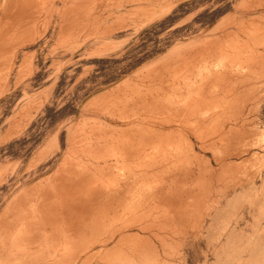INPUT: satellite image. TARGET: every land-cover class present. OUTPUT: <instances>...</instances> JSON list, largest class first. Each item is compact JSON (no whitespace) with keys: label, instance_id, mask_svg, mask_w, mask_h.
<instances>
[{"label":"rangeland","instance_id":"rangeland-1","mask_svg":"<svg viewBox=\"0 0 264 264\" xmlns=\"http://www.w3.org/2000/svg\"><path fill=\"white\" fill-rule=\"evenodd\" d=\"M0 22V264H264V0H0Z\"/></svg>","mask_w":264,"mask_h":264},{"label":"bare ground","instance_id":"bare-ground-1","mask_svg":"<svg viewBox=\"0 0 264 264\" xmlns=\"http://www.w3.org/2000/svg\"><path fill=\"white\" fill-rule=\"evenodd\" d=\"M29 2H30V1H29ZM96 2H97V1H96ZM120 2H122V1H120ZM133 3H134V2H133ZM26 5H27V4H26ZM29 6H30V5H29ZM96 6H97V5H96ZM8 7H9V6H8ZM34 7H35V6H34ZM36 7H37V6H36ZM25 8H27V7H25ZM257 8H258V7H257ZM22 9H23V8H22ZM53 9H54V8H53ZM23 10H24V9H23ZM23 10H22V11H23ZM92 10H94L96 13H100V12H101V6H98V8H94V9H92ZM17 11H18V10H17ZM57 11H58V10H57ZM169 12H170V11H169ZM20 13H21V12H20ZM20 13H19V14H20ZM51 13H52V11H51ZM143 13H144V12H143ZM13 14H14V13H13ZM15 14H17V13H15ZM15 14H14V15H15ZM24 14H25V13H24ZM53 14H54V12H53ZM123 14H124V13H123ZM134 14H135V13H134ZM86 15H87V14H86ZM11 17H12V16H11ZM41 17H42V16H41ZM88 17H89V15H88ZM52 18H53V17H52ZM2 19H3V18H2ZM9 19H10V17H9ZM67 19H68V18H67ZM7 20H8V19H7ZM103 20H104V19H103ZM11 21H12V19H11ZM97 21H98V20H97ZM95 22H96V21H95ZM0 23H1V22H0ZM218 24H219V23H218ZM223 24H224V23H223ZM7 25H8V24H7ZM7 25H6L5 27H7ZM10 25H11V24H10ZM13 25H14V24H12V27H13ZM20 25H21V24H20ZM23 25H24V24H23ZM21 26H22V25H21ZM47 26H48V25H47ZM79 26H81V25H79ZM240 26H241V25H240ZM3 27H4V25H3ZM8 28H9V27H8ZM2 30H3V28H2ZM9 30H10V29H9ZM4 31H5V29H4ZM47 31H48V30H47ZM6 32H7V29H6ZM8 32L11 33L12 31H8ZM1 33H2V32H1ZM8 34H9V33H8ZM79 34H80V33H79ZM97 35H98V34H97ZM7 36H8V35H7ZM1 37H2V35H1ZM5 37H6V36H5ZM99 37H100V36H99ZM6 38H7V37H6ZM3 40H4V39H3ZM1 42H2V41H1ZM4 42H5V41H4ZM2 43H3V42H2ZM4 44H5V43H4ZM4 44H3V45H4ZM21 45H22V44H21ZM196 45H197V44H196ZM4 47L6 48L5 45H4ZM1 50H2V49H1ZM1 50H0V52H2ZM6 50H7V49H6ZM6 52H8V51H6ZM13 55H14V54H13ZM13 59H14V58H13ZM7 65H8V64H7ZM148 67H149V66H148ZM29 71H30V70H29ZM217 72H218V71H217ZM215 73H216V72H215ZM217 74H218V73H217ZM0 75H1V74H0ZM29 75H30V74H29ZM184 77H185V76H184ZM221 77H222V76H221ZM5 78H6V77H5ZM4 81H5V79H4ZM191 90H192V89H191ZM0 98H1V97H0ZM162 99H163V98H162ZM145 104H146V103H145ZM182 109H183V108H182ZM180 110H181V109H180ZM188 110H189V109H188ZM185 111H187V110H185ZM182 112H183V111H182ZM159 115H160V114H159ZM161 115H162V114H161ZM179 117H180V116H179ZM206 120H207V119H206ZM195 122H196V121H195ZM123 123H124V122H123ZM132 123H133V122H132ZM157 123H158V122H157ZM162 123H163V122H162ZM76 124H77V123H76ZM125 124H126V123H125ZM141 124H142V123H141ZM210 124H211V123H210ZM126 125H127V124H126ZM163 126H164V125H163ZM223 126H224V125H223ZM168 127H169V126H168ZM216 127H217V126H216ZM194 128H195V127H194ZM143 129H144V128H143ZM131 130H132V129H131ZM216 130H217V129H216ZM114 131H115V130H114ZM145 131H146V130H145ZM202 131H203V130H202ZM134 132H135V131H134ZM169 132H170V131H169ZM130 134H131V133H130ZM130 134H128V135H130ZM213 134H214V133H213ZM56 135H57V134H56ZM70 135H71V134H70ZM84 136H85V135H84ZM147 136H148V135H147ZM155 136H156V135H155ZM172 136H173V135H172ZM83 138H84V137H83ZM88 138H89V137H88ZM130 138H131V137H130ZM162 138H163V137H162ZM94 139H95V138H94ZM147 139H148V138H147ZM184 139H185V138H184ZM105 140H106V139H105ZM144 140H145V139H144ZM95 141H96V140H95ZM179 141H180V140H179ZM131 142H132V141H131ZM135 142H136V141H135ZM146 142H147V141H146ZM125 143L127 144V142H125ZM148 144H149V143H147V146H148ZM160 144H161V143H160ZM179 144H180V143H179ZM133 145H134V144H133ZM168 146H169V145H168ZM186 146H187V145H186ZM59 148H60V147H59ZM95 148H96V147H95ZM113 148H114V147H113ZM156 148H158V147H156ZM110 149H111V148H110ZM167 149H168V148H167ZM97 150H98V149H97ZM113 150H114V149H113ZM203 150H204V149H203ZM75 151H76V150H75ZM77 151H78V150H77ZM95 151H96V150H95ZM102 151H103V150H102ZM165 151H166V150H165ZM184 151H186V150H184ZM85 152H86V151H85ZM98 152H99V150H98ZM124 152H125V151H124ZM133 152H134V151H133ZM138 152H139V151H138ZM162 152H163V151H162ZM190 152H191V151H190ZM244 152H245V151H244ZM100 153H102V152H100ZM105 153H106V152H105ZM144 153H145V152H144ZM155 153H156V152H155ZM90 154H91V153H90ZM178 154H179V153H178ZM185 154H186V153H185ZM79 155H80V154H79ZM130 155H131V154H130ZM146 155H147V153H146ZM150 155H151V154H150ZM150 155H149V156H150ZM152 155H153V154H152ZM156 155H157V154H156ZM167 155H168V154H167ZM84 156H85V155H84ZM123 156H124V154H123ZM153 156H155V155H153ZM159 156H160V155H159ZM88 157H89V156H88ZM105 157H106V155H105ZM131 157H132V156H131ZM182 157H184V156H182ZM153 158H154V157H153ZM101 159H102V158H101ZM129 159H130V158H129ZM192 159H193V158H192ZM87 160H88V159H87ZM127 160H128V159H127ZM136 160H137V159L135 158V161H136ZM156 161H157V160H156ZM177 161H178V160H177ZM96 162H97V161H96ZM147 162H148V160H147ZM94 163H95V162H94ZM98 163H99V162H98ZM106 163H107V162H106ZM125 163H126V162H125ZM148 163H149V162H148ZM152 163H153V162H152ZM96 164H97V163H96ZM100 164H101V163H100ZM80 165H81V164H80ZM88 165H89V164H88ZM92 165H93V164H92ZM113 165H114V164H113ZM126 165H127V164H126ZM106 166H107V165H106ZM108 166H109V165H108ZM198 166H199V165H198ZM93 167H95V166L93 165ZM110 167H111V165H110ZM150 167H151V166H150ZM97 168H98V167H97ZM106 168H107V167H106ZM154 168H155V167H154ZM154 168H152V169H154ZM165 168H166V167H165ZM106 170H107V169H106ZM108 170H109V169H108ZM154 170H155V169H154ZM156 170H157V169H156ZM163 170H164V169H163ZM97 171H98V170H97ZM103 171H105V170H103ZM160 171H161V170H160ZM92 172H93V171H92ZM98 172H99V171H98ZM105 172H106V171H105ZM105 172H104V173H105ZM142 172H143V171H142ZM95 173H97V172H95ZM102 173H103V172H102ZM126 173H127V172H126ZM138 173H139V172H138ZM163 173H164V172H163ZM163 173H162V174H163ZM197 173H198V172H197ZM98 174H99V173H98ZM98 174H97V175H98ZM94 175H95V174H94ZM128 175H129V174H128ZM128 175H127V176H128ZM142 175H143V174H142ZM67 176H68V175H67ZM106 176H107V175H106ZM58 177H59V176H58ZM101 177H102V176H101ZM140 177H141V175H140ZM117 178H118V177H117ZM130 178H131V177H130ZM136 178H137V177H136ZM139 179H140V178H139ZM115 180H116V179H115ZM166 180H167V179H166ZM140 181H142V180H140ZM145 181H146V180H145ZM134 182H136V181H134ZM156 182H157V181H156ZM114 184H115V183H114ZM139 184H140V183H139ZM110 185H111V184H110ZM119 185H120V184H119ZM72 186H73V185H70V184H61V188H63V189H64V188H65V189H66V188H69V189H70V188H72ZM74 186H75V185H74ZM115 186H116V185H115ZM38 187H39V186H38ZM40 187H41V186H40ZM117 187H118V186H117ZM121 187H123V186H121ZM150 187H151V186H150ZM157 187H158V186H157ZM157 187H156V188H157ZM51 188H52V187H51ZM111 188H112V187H111ZM125 188H126V187H125ZM130 188H131V187H130ZM146 188H147V186H146ZM120 189H122V188H120ZM138 189H139V188H138ZM138 189H137V190H138ZM42 190H43V189H42ZM44 190H45V189H44ZM124 190H125V189H124ZM127 190H128V189H127ZM141 190H142V189H141ZM45 191H46V192H45L44 194L42 193V195H46V196L49 195V196H50V195L52 194L51 191H50V192L47 191V190H45ZM72 191H73V188H72ZM117 191H118V190H117ZM125 191H126V190H125ZM129 191H130V190H129ZM131 191H132V190H131ZM131 191H130V192H131ZM133 191H134V190H133ZM138 191H139V190H138ZM142 191H143V190H142ZM161 191H162V190H161ZM183 191H184V190H183ZM30 192H31V191H30ZM149 192H150V191H149ZM40 193H41V192H40ZM108 193H110V192H108ZM119 193H120V191H119ZM119 193H117V194H119ZM132 193H134V192H132ZM141 193H142V192H140V194H141ZM165 193H166V192H165ZM179 193H180V192H179ZM37 194H38V193H37ZM53 194H61V192H60V191H58V192H53ZM62 194H63V193H62ZM68 194H70V193H68ZM71 194H72V193H71ZM71 194H70V195H71ZM85 194H86V193H85ZM128 194H129V192H128ZM138 195H139V194H138ZM112 196H113V195H112ZM151 196H152V194H151ZM155 196H156V195H155ZM185 196H186V195H185ZM25 197H26V196H25ZM41 197H42V196H41ZM76 197H77V196H76ZM126 197H128V196H126ZM132 197H133V200H134L135 197L133 196V194H132ZM132 197H131V198H132ZM148 197H149V196H148ZM170 197H171V195H170ZM35 198H36V197H35ZM97 198H98V197H97ZM115 198H116V197H115ZM117 198H118V197H117ZM122 198H123V197H122ZM136 198H137V197H136ZM136 198H135V199H136ZM149 198H150V197H149ZM91 199H92V198H91ZM137 199H138V198H137ZM159 199H160V198H159ZM159 199H157V200H159ZM165 199H166V198H165ZM39 200H42V199H39V198H38V201H39ZM45 200H46V199H45ZM63 200H65V198H64ZM66 200H67V199H66ZM66 200H65V201H66ZM128 200H129V198H128ZM131 200H132V199H131ZM146 200H148V198H147V199L145 198V201H146ZM160 200H161V199H160ZM26 201H27V200H26ZM68 201H69V200H68ZM39 202H40V201H39ZM42 202H44V200H43ZM77 202H78V201H77ZM135 202H136V201H135ZM146 202H147V201H146ZM151 202H152V200H151ZM159 202H160V201H159ZM175 202H176V201H175ZM181 202H182V200H181ZM12 203H13V202H12ZM40 203H41V202H40ZM65 203H66V202H65ZM100 203H101V202H100ZM129 203H130V202H129ZM132 203H133V202H132ZM143 203H144V202H143ZM179 203H180V202H179ZM16 204H17V203H16ZM33 204H34V203H33ZM35 204H37V202H36ZM35 204H34V205H35ZM148 204H149V203H148ZM148 204H147V205H148ZM61 205H63V204H61ZM67 205H68V202H67ZM69 205H70V203H69ZM81 205H82V203H81ZM83 205H84V204H83ZM145 205H146V204H145ZM145 205H144V206H145ZM188 205H189V204H188ZM110 206H111V205H110ZM6 207H7V206H6ZM37 207H38V205H37ZM37 207H36V208H37ZM73 207H75V208H77V209L80 208V207H78V205H75L74 202H73ZM134 207H135V206H134ZM150 207H151V206H150ZM157 207H158V206H157ZM61 208H62V207H61ZM66 208H67V207H66ZM89 208H90V207H89ZM132 208H133V207H132ZM146 208H147V207H146ZM164 208H165V207H164ZM38 209H41V207H39ZM96 209H97V208H96ZM133 209H134V208H133ZM17 210H18V209H17ZM42 210H43V209H42ZM65 210H66V209H65ZM65 210H64V211H65ZM131 210H132V209H131ZM156 210H157V209H156ZM179 210H180V209H179ZM183 210H184V209H183ZM3 211H4V210H3ZM37 211H39V210H37ZM37 211H36V214H35V216H34L35 218H36V215L39 213V212L37 213ZM57 211H59V210H57ZM89 211H90V210H89ZM140 211H141V210H140ZM12 212H13V211H12ZM27 212H28V211H27ZM27 212H26V213H27ZM47 212H48V211H47ZM126 212H127V211H126ZM28 213H30V212H28ZM67 213H68V212H67ZM67 213H66V214H67ZM93 213H94V211H93ZM147 213H148V212H147ZM147 213H146V214H147ZM180 213H181V212H180ZM182 213H183V212H182ZM5 214H6V213H5ZM5 214H3V215H5ZM10 214H11V213H10ZM60 214H62V213H60ZM63 214H64V213H63ZM3 215H2V216H3ZM31 215H32V214H31ZM42 215L45 217V214H41V216H42ZM140 215H141V214H140ZM21 216H22V215H20V219H21ZM24 216H26V218H27V215H26V214H25ZM24 216H23V217H24ZM39 216H40V215H39ZM39 216H38L36 219H38ZM58 216H59V215H58ZM65 216H66V215H65ZM116 216H117V215H116ZM16 217H17V216H16ZM52 217H53V216H52ZM67 217H68V216H67ZM121 217H122V216H121ZM3 218H4V217H2V220L4 221ZM29 218H30V217H29ZM40 218H41V217H40ZM45 218H46V217H45ZM64 218H65V217H64ZM140 218H141V217H140ZM171 218H172V216H171ZM15 219H16V218H15ZM20 219H18V220H20ZM42 219H43V218H42ZM153 219H154V218H153ZM0 220H1V219H0ZM24 220H25V219H24ZM40 220H41V219H40ZM112 220H113V219H112ZM130 220H131V219H130ZM21 221H22V220H21ZM13 222H14V221H13ZM25 222H26V220H25ZM30 222H31V221H30ZM37 222H38V220H37ZM37 222H35V223H37ZM63 222H64V221H63ZM66 222H67V221H66ZM77 222H78V221H77ZM134 222H135V221H134ZM1 223H3V222H1ZM1 223H0V224H1ZM7 223H8V222H7ZM15 223H16V222H15ZM17 223H18V222H17ZM23 223H24V221H23ZM23 223H21V225H22ZM26 223H27V222H26ZM26 223H24V225H27ZM31 223H32V222H31ZM142 223H143V222H142ZM62 224H63V223H62ZM86 224H87V223H86ZM13 225H16V224H13ZM30 225H32V224H30ZM103 225H105V224H103ZM1 226H2V225H1ZM27 226H28V225H27ZM16 227H17V226H16ZM60 227H61V226H60ZM13 228L16 229V230H18V228H15V227H13ZM22 228H23V227H21V229H22ZM126 228H127V227H126ZM128 228H129V227H128ZM130 228H131V227H130ZM10 229H11V228H10ZM10 229H9V230H10ZM23 229H24V228H23ZM29 229H30V228H29ZM59 229H60V228H59ZM68 229H69V228H68ZM70 229H71V228H70ZM122 229H123V228H122ZM131 229H132V228H131ZM24 230H25V229H24ZM107 230H108V229H107ZM111 230H112V229H111ZM12 231H14V230L12 229ZM67 231H68V230H67ZM69 231H70V230H69ZM69 231H68V233H69ZM117 231H118V230H117ZM119 231H120V230H119ZM143 231H144V229H143ZM2 232H3V231H2ZM7 232H8V231H7ZM7 232H5V234H7ZM9 232H11V230H10ZM27 232H28V231H27ZM70 232H71V231H70ZM115 232H116V231H115ZM12 233H13V232H12ZM20 233H21V232H20ZM22 233H23V232H22ZM62 233H64V232H62ZM65 233H66V231H65ZM68 233H66L67 235H64V236H67V238L69 239V237H68ZM71 233H72V232H71ZM71 233L69 234V236L71 235ZM80 233H81V232H80ZM3 234H4V232L2 233V235H3ZM5 234H4V235H5ZM10 234H11V233H10ZM10 234H9V235H10ZM25 234H27V233H25ZM25 234H23V235L25 236ZM55 234H56V233H55ZM58 234H59V231H58ZM58 234H57L56 237H59ZM60 234H61V232H60ZM60 234H59V235H60ZM98 234H99V232H98ZM110 234H111V232H110ZM20 235H21V234H20ZM51 235H52V234H51ZM62 235H63V234H61V236H62ZM86 235H87V234H86ZM121 235H123V232H121ZM5 236H7V235H5ZM24 236H23V238H24ZM72 236H73V235H72ZM98 236H99V235H98ZM15 237H16V236H15ZM21 237H22V236H21ZM21 237H20V238H21ZM36 237H37V236H36ZM50 237H51V236H50ZM7 238H9V237H7ZM10 238H11V237H10ZM10 238H9V239H10ZM13 238H14V237H13ZM51 238H52V237H51ZM60 238H61V237H60ZM67 238L65 237V240H66ZM111 238H113V237H111ZM121 238H122V237H121ZM9 239H8V240H9ZM56 239H57V238H56ZM108 239H109V238H108ZM108 239H107V240H108ZM135 239H136V238H135ZM12 240H13V239H12ZM12 240H10L11 243H12ZM14 240H16V239H14ZM20 240H22V239H20ZM54 240H55V239H54ZM23 241H25V240H23ZM97 241H98V240H97ZM102 241H103V240H102ZM104 241H105V239H104ZM0 242H1V241H0ZM14 242H15V241H14ZM16 242H18V241H16ZM35 242H36V241H35ZM98 242H99V241H98ZM98 242H97V243H98ZM108 242H109V241H108ZM1 243H3V242H1ZM1 243H0V245H2ZM144 243H145V242H144ZM13 244H14V243H13ZM31 244H32V243H31ZM9 245H10V244H9ZM59 245H60V244H59ZM10 246H11V245H10ZM10 246H9V247H10ZM75 247H76V246H75ZM116 247H117V246H115V248H116ZM43 248H44V247H43ZM64 248H65V247H64ZM132 248H133V247H132ZM0 249H1V248H0ZM78 249H79V248H78ZM116 249H117V248H116ZM45 250H46V248H45ZM145 250H147V249H145ZM0 251H1V250H0ZM60 251H61V250H60ZM65 251H66V250H65ZM142 251H143V250H142ZM38 252H39V250H38ZM38 252H37V253H38ZM49 252H50V250H49ZM24 253H25V252H24ZM77 253H78V251H77ZM148 253H149V252H148ZM1 254H3L2 251H1ZM144 254H145V251H144ZM9 255H10V254H9ZM17 255H18V254H17ZM34 255H35V253H34ZM42 255H43V254H42ZM140 255H141V254H140ZM1 256H2V255H1ZM5 256H6V255H5ZM44 256L46 257L45 254H44ZM145 256H146V255H145ZM3 257H4V255L2 256V258H3ZM45 257H44V258H45ZM50 257H51V256H50V254H49V258H50ZM53 257H54V256H53ZM77 257H78V256H77ZM23 259H24V258H23ZM29 259H30V258H29ZM55 259H56V258H55ZM21 260H22V259H21ZM24 260H25V259H24ZM58 260H59V259H58ZM141 260H142V259H141ZM141 260H140V261H141ZM27 262H28V261H27ZM59 262H60V261H59ZM67 262H68V261H67ZM144 264H145V263H144Z\"/></svg>","mask_w":264,"mask_h":264}]
</instances>
